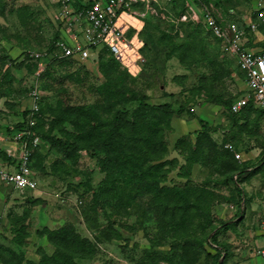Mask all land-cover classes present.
<instances>
[{"label":"rangeland","instance_id":"1","mask_svg":"<svg viewBox=\"0 0 264 264\" xmlns=\"http://www.w3.org/2000/svg\"><path fill=\"white\" fill-rule=\"evenodd\" d=\"M208 1L139 0L129 18L123 13L118 19L127 60L102 50L98 60L45 63L39 70L28 58L64 36L59 1L0 0V149L17 145L4 135L12 136L27 119L35 75L43 106L35 125L48 143L46 154L33 161L37 188L0 183V264H215L218 255L219 264H255L259 259L264 111L230 110L247 91L246 74L235 56L223 53L224 41L207 27L204 7L226 25L233 20L229 10L251 0ZM144 101L169 103L173 111L152 110L146 124L145 115L134 116ZM85 104L92 105V119L77 127L73 108ZM120 113L151 128L156 149L137 160L135 173L119 168L111 178L112 163L100 162L104 152L91 145L92 131L96 116L112 122ZM124 132L121 127V139ZM88 136L92 139L83 140ZM52 137L77 147L63 152ZM143 186L147 191L140 196ZM66 226L74 228L70 237L92 241L91 258H72L51 243Z\"/></svg>","mask_w":264,"mask_h":264},{"label":"built area","instance_id":"2","mask_svg":"<svg viewBox=\"0 0 264 264\" xmlns=\"http://www.w3.org/2000/svg\"><path fill=\"white\" fill-rule=\"evenodd\" d=\"M138 2L139 0H91L81 8H74L71 0H59L58 18L64 36L55 44L54 58L85 61L94 56L97 59L99 49L107 47L113 55L127 60L130 53L122 48L125 31L118 25V19L123 13L126 19L129 18L132 8ZM207 9L206 7L205 18L208 27L223 39L224 53L235 56L246 74L247 91L233 101L231 111L238 113L251 106L264 110V50L256 51L247 45L249 34L263 32L264 0L253 1L252 8L248 9L247 18H242V23L231 21L226 25L219 24L218 18ZM235 12L231 11L233 15ZM32 59L40 65L41 70L53 57L51 60L48 52H36L32 54ZM32 77L29 92L32 105L28 108L27 123L10 136V140L17 144L18 154L12 155L13 160L6 162V165L0 164V183L18 190L35 189L38 186L32 169V157L42 140L31 128L41 113L42 93L38 85L39 77ZM226 148L234 153L236 159L241 158L232 144H226ZM260 224L264 235V213ZM258 255L264 260V245L259 249Z\"/></svg>","mask_w":264,"mask_h":264},{"label":"trees","instance_id":"3","mask_svg":"<svg viewBox=\"0 0 264 264\" xmlns=\"http://www.w3.org/2000/svg\"><path fill=\"white\" fill-rule=\"evenodd\" d=\"M253 1L254 0H251L248 3L249 4L247 6L248 8H252ZM208 2H209L208 0H198L199 5H201V4L207 5ZM241 6L242 5L236 6L233 9H230L229 13L232 14L231 11H236V10H238V7H241ZM204 7H208V6H204ZM240 17H242V14L240 15ZM218 20H219V24L224 25V23L219 18H218ZM237 20H239V19H237ZM240 22L241 23L243 22L242 18L240 19ZM263 32H264V29H263ZM249 36H251V34H249ZM218 38H220V37H218ZM59 39H60V37L56 38V40L51 45V47L48 48L46 51H44V50L40 51V52H48L49 58L51 60L53 57V60L48 63L49 65L53 64V63L67 62V61L72 60L69 58H59V59L54 58V53H56V45L55 44ZM102 50H106L111 55H113L107 47H102L98 51V58L96 60L99 59V56H100L99 52H101ZM222 51H223V46H222ZM223 53H224V51H223ZM113 56L118 58L115 55H113ZM27 61L29 63H31L32 65L36 64V62L32 59V57H29ZM239 69L241 71H243L240 68V66H239ZM29 91H30V89H29ZM91 106L92 105L85 104V105H79V106H76L73 108L76 111L74 118H75V123H76L77 127L82 126L83 121L84 122L88 121V123H90V121L92 119ZM42 107L43 106L41 105V113L39 116H43V108ZM248 108H254V107L253 106L247 107V108H244L243 110H246ZM254 109H256V108H254ZM152 110L162 111V112L167 113V114H171V111H173V110H171V106L169 103H164V104H161L158 106H153V105H150L144 101V102H141L139 107L135 110V114H134V112H133V114H134L135 118L137 116L139 117V115L142 117H144V115H145L146 116V120H145L146 122L145 123L148 124L149 120L147 119V117L150 115V111H152ZM230 110H231V106H230ZM261 111H264V110H261ZM28 113H29V111H28ZM28 113H27L26 117H28ZM133 114L130 116H128L127 114H124V113L117 114L115 119L112 122H109L104 118L99 119V118H97V116L94 118L95 129L92 131V134L94 136V142L91 145L104 152V156L99 158L101 163H103L104 165L112 163V165H111L112 168L109 171L108 177L113 178L114 174H116V170L119 168L128 169L132 174L135 173L134 167L139 166V164H137V160H139L140 158L146 159L147 155L149 153H151L152 151H155V149H156V146L152 145L155 143L150 136L151 128H148V130H146V129L139 127L138 124L135 123ZM53 121H54V119L51 120V122H53ZM26 123H27V119L24 121L23 124H21L19 126V129L23 128V126L26 125ZM121 127H123V129L125 131L123 133L125 139L120 138L119 134H120ZM31 130L35 135L39 136L42 140V144L39 147L35 148V150H34V154L32 157V169H33V161H34L35 157L37 156L38 153L46 154V150L48 149V143L43 139L42 135L37 133L38 131H37L36 125H34L31 128ZM84 130H86V128ZM78 131L80 132L81 130H78ZM88 133H89V131H88ZM81 135H84V132L81 133ZM139 136H140V140L142 142L139 139H137V137H139ZM80 137L82 138L84 136H80ZM86 138L92 139V137L88 136V137L83 138V140ZM51 141L53 144L59 146V148L63 152L73 150L77 147V145L74 142H64L62 140L55 139L53 137L51 138ZM227 150L230 151L229 149H227ZM0 157L6 162H11L13 160L10 158V156L8 155V153L6 151H1V149H0ZM132 180L136 181L135 178H133ZM143 187L145 189L141 192H138V194L140 196H142L147 191L146 190L147 187H145V186H143ZM94 199H95V202L97 203L98 202V194H97V196L94 195ZM88 222L90 224V221H88ZM73 230H74V228L71 226L64 227L63 230H61L60 232L57 233V234H59L58 236L53 234L55 236H52V238L50 240L51 243L58 246L60 248V250L64 249V250H61V252L64 255L70 256L72 258L73 257L74 258H81V259L91 258L94 254V246H93L92 241L89 238H83L79 235H74V237H70L68 232H72ZM57 259L63 260L64 258L57 255ZM50 261L51 260H48V262H50ZM214 263L219 264V255L215 257Z\"/></svg>","mask_w":264,"mask_h":264},{"label":"crops","instance_id":"4","mask_svg":"<svg viewBox=\"0 0 264 264\" xmlns=\"http://www.w3.org/2000/svg\"><path fill=\"white\" fill-rule=\"evenodd\" d=\"M53 1L56 2L57 0H53ZM90 1L91 0H71V2H72L71 5L74 8H81L83 5L88 4ZM243 8H245V11L244 12H239V9L240 10L242 9L241 11H243ZM56 9L58 11L59 6H57ZM248 9H249L248 7H244V6L238 7V10H236V18L240 19L239 17H240V15L242 13V18L245 16L244 18L246 19L247 18V12L249 11ZM247 45H248V47L252 48L253 50L263 51L264 50V32H260V33H257V34H252L251 36H249V41H248ZM4 136H5L6 139H8L10 141V135L8 133H6ZM11 144L12 143L10 142V145L8 147L11 146L12 149L8 150V149L4 148L5 151L8 154L11 153V155H17L18 154L17 145H11ZM0 164L6 165V161H4L1 157H0ZM261 211H262V213H260L259 216L262 219V215L264 213V206H263V210H261ZM261 233H262V235H261L262 237L259 238V241L256 242V244H257V247H256L257 255H258L259 249L264 245V235H263L262 229H261ZM258 258H259L258 260H255V264H264V260L262 258H260L259 255H258Z\"/></svg>","mask_w":264,"mask_h":264},{"label":"clouds","instance_id":"5","mask_svg":"<svg viewBox=\"0 0 264 264\" xmlns=\"http://www.w3.org/2000/svg\"><path fill=\"white\" fill-rule=\"evenodd\" d=\"M232 17H234V18H236V14L235 15H233V14H230ZM233 18V20H231V21H237V22H240L239 20H237V19H234ZM240 19L242 18V17H239ZM230 21V22H231ZM207 27H208V25H207ZM209 28V27H208ZM210 29V28H209ZM211 30V29H210ZM212 31V30H211ZM213 34H214V32H213ZM215 35V34H214ZM215 36H217V35H215ZM219 37V36H218ZM221 38V37H220Z\"/></svg>","mask_w":264,"mask_h":264}]
</instances>
